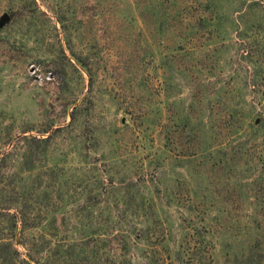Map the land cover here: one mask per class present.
I'll use <instances>...</instances> for the list:
<instances>
[{
	"label": "rangeland",
	"instance_id": "1",
	"mask_svg": "<svg viewBox=\"0 0 264 264\" xmlns=\"http://www.w3.org/2000/svg\"><path fill=\"white\" fill-rule=\"evenodd\" d=\"M3 13L0 264H264V0Z\"/></svg>",
	"mask_w": 264,
	"mask_h": 264
},
{
	"label": "trees",
	"instance_id": "2",
	"mask_svg": "<svg viewBox=\"0 0 264 264\" xmlns=\"http://www.w3.org/2000/svg\"><path fill=\"white\" fill-rule=\"evenodd\" d=\"M263 101H264V98H263ZM257 117H258L256 120L257 125H259V126L264 125V113L260 112ZM7 246H8V243H5V242L0 243V247H2L4 249L7 248ZM14 251L16 254H18L16 249ZM15 258L18 259L17 257H15ZM0 260H1V262H5V261H7V258L5 256H0ZM19 261H21V260H19ZM23 261H25V263L27 262V264H28V261H26V259L23 258ZM11 263H13V262L11 261Z\"/></svg>",
	"mask_w": 264,
	"mask_h": 264
},
{
	"label": "water",
	"instance_id": "3",
	"mask_svg": "<svg viewBox=\"0 0 264 264\" xmlns=\"http://www.w3.org/2000/svg\"><path fill=\"white\" fill-rule=\"evenodd\" d=\"M9 18V15L7 13H3L1 16H0V25H2L5 21H7Z\"/></svg>",
	"mask_w": 264,
	"mask_h": 264
},
{
	"label": "built area",
	"instance_id": "4",
	"mask_svg": "<svg viewBox=\"0 0 264 264\" xmlns=\"http://www.w3.org/2000/svg\"><path fill=\"white\" fill-rule=\"evenodd\" d=\"M32 67V72H35V68H36V66H31ZM35 76H37V78L39 79V80H41L42 78V76L41 75H35ZM50 76H51V74L48 72L44 77L46 78V79H49L50 78Z\"/></svg>",
	"mask_w": 264,
	"mask_h": 264
}]
</instances>
